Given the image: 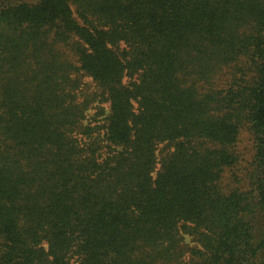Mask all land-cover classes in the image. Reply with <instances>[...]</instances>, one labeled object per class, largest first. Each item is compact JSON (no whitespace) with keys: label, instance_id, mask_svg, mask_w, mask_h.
Instances as JSON below:
<instances>
[{"label":"trees","instance_id":"trees-1","mask_svg":"<svg viewBox=\"0 0 264 264\" xmlns=\"http://www.w3.org/2000/svg\"><path fill=\"white\" fill-rule=\"evenodd\" d=\"M0 264H264V0H0Z\"/></svg>","mask_w":264,"mask_h":264},{"label":"rangeland","instance_id":"rangeland-1","mask_svg":"<svg viewBox=\"0 0 264 264\" xmlns=\"http://www.w3.org/2000/svg\"><path fill=\"white\" fill-rule=\"evenodd\" d=\"M246 135L243 134L241 136V140H240V144H239V147L240 149L242 150V153L245 154L247 152V142H246Z\"/></svg>","mask_w":264,"mask_h":264}]
</instances>
